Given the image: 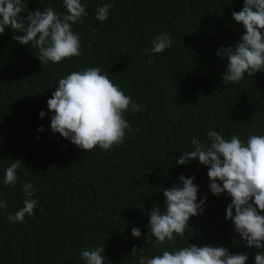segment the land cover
I'll return each mask as SVG.
<instances>
[{"label":"trees","instance_id":"trees-1","mask_svg":"<svg viewBox=\"0 0 264 264\" xmlns=\"http://www.w3.org/2000/svg\"><path fill=\"white\" fill-rule=\"evenodd\" d=\"M25 2L33 11L49 5L66 11L63 0ZM81 2L88 15L73 28L81 36L80 57L42 65L31 45L13 41L20 33L6 28L0 36V199L8 202L7 209H0V264H84L80 251L101 244L105 264H135L140 253L129 254L133 246L154 255V244L145 243L147 211L157 204L166 208L163 189L182 187L181 175L195 177L197 202L207 200L203 213L190 219L187 239L177 237V247L188 242L223 246L255 264L260 250L246 247L226 219L231 197L211 193L208 167L198 160L186 166L176 163L192 150L191 139L204 140L209 130L225 138L238 135L245 142L250 135H264V72L224 86L227 61L215 54L244 33L243 25L232 19L244 0ZM105 3L113 6L101 23L96 9ZM159 32L170 34L171 48L145 55ZM88 67L107 70L113 83L146 106L136 114L125 113L132 130L124 145L110 151L97 147L85 152L50 128L53 113L47 100L58 79ZM41 126L44 131L38 132ZM13 160H22L25 167L16 186L6 187L2 180ZM21 182L39 189L33 196L38 206L34 217L11 223L7 213L14 214L25 199ZM141 202L144 209L137 207ZM133 227L141 230L140 238L132 236Z\"/></svg>","mask_w":264,"mask_h":264},{"label":"clouds","instance_id":"clouds-1","mask_svg":"<svg viewBox=\"0 0 264 264\" xmlns=\"http://www.w3.org/2000/svg\"><path fill=\"white\" fill-rule=\"evenodd\" d=\"M113 5H98L96 20L103 23L109 19ZM63 13L52 6H44L43 11L30 10L25 0H0V36L6 28L13 33V41L21 45H31L42 65L49 62L61 64L66 60L83 55L81 36L74 25H83L88 15L86 5L81 0H63ZM26 13V18L21 13ZM232 19L242 24L244 33L229 47L221 45L216 55L227 61L221 75L224 86L239 84L245 75L254 76L264 72V0H244L240 11L233 10ZM96 30L93 29V37ZM94 42V41H93ZM172 46L170 34L155 33L150 47L144 54H163ZM91 50L92 43L87 45ZM153 61L149 59L148 64ZM47 107L53 113L50 128L53 133L69 140L85 152L99 147L110 151L115 146L127 142L131 123L125 113L136 114L142 107L109 78L107 70L88 67L73 71L58 79V86L47 100ZM41 111L39 116L45 117ZM43 132V126L37 129ZM139 131V129H136ZM39 138V137H38ZM192 150L180 155L176 163L186 166L191 160H198L208 167L209 189L213 195L225 193L231 197L226 208V219L232 221L234 231L242 238L245 246L260 251L255 255V264H264V135H250L246 142L238 135L225 138L215 130H209L204 140L191 139ZM25 167L22 160H13L6 168L2 183L15 187L18 172ZM195 177H179L182 187L173 185L163 189L166 208L157 204L147 211L149 233L146 244H154L156 254L148 256L144 249L133 246L129 254L137 257L135 264H247L248 256L234 254L226 247L209 245L177 247V237L187 239L190 232L189 221L202 214L207 197L197 202L198 185ZM219 181V182H218ZM25 199L23 206L13 214L7 213L11 223H24L25 217H34L38 200L33 196L39 191L32 182H21ZM145 203L137 204L144 209ZM8 202L0 199V209H7ZM135 238L141 237V230L131 229ZM239 243V241H236ZM105 244L94 249L80 251L84 264H105Z\"/></svg>","mask_w":264,"mask_h":264}]
</instances>
